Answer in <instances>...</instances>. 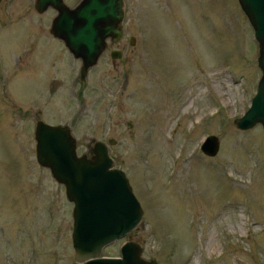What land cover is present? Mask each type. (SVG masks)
Instances as JSON below:
<instances>
[{
    "label": "rangeland",
    "instance_id": "obj_1",
    "mask_svg": "<svg viewBox=\"0 0 264 264\" xmlns=\"http://www.w3.org/2000/svg\"><path fill=\"white\" fill-rule=\"evenodd\" d=\"M34 2L0 0V264H77L73 203L37 162V119L70 124L78 155L115 140L143 216L101 256L133 240L158 264H264V130L234 125L261 76L239 2L124 0V37L109 47L123 56L105 50L84 80L49 32L56 11Z\"/></svg>",
    "mask_w": 264,
    "mask_h": 264
},
{
    "label": "water",
    "instance_id": "obj_2",
    "mask_svg": "<svg viewBox=\"0 0 264 264\" xmlns=\"http://www.w3.org/2000/svg\"><path fill=\"white\" fill-rule=\"evenodd\" d=\"M250 22L258 44L257 64L261 76L250 106L242 116L234 119L241 130L260 124L264 130V0H237ZM53 8L56 15L49 32L61 40L67 51L81 61L80 79L84 80L105 51L107 39L115 43L123 36V0H79L69 6L64 0H35L34 9L42 13ZM134 37L130 44L133 45ZM111 58H121L119 50L111 51ZM34 130L35 156L42 167L65 187L68 200L73 203L71 239L77 264H158L153 258L142 256L139 242L126 240L118 256H101V251L133 230L143 216L141 203L133 193L125 172L113 166L108 145L96 141L88 154H76V139L70 124H48L37 119ZM220 146L216 135H207L200 149L214 157Z\"/></svg>",
    "mask_w": 264,
    "mask_h": 264
},
{
    "label": "flooded vegetation",
    "instance_id": "obj_3",
    "mask_svg": "<svg viewBox=\"0 0 264 264\" xmlns=\"http://www.w3.org/2000/svg\"><path fill=\"white\" fill-rule=\"evenodd\" d=\"M125 10V9H124ZM124 16H125V14H124ZM124 20H125V17H124ZM124 20H123V26H124ZM123 26H121L122 28H123V36L122 37H120V40L124 37V30H125V27H123ZM53 36V35H52ZM54 37V36H53ZM56 38V37H55ZM58 39V38H57ZM120 40L118 41V42H116V43H119L120 42ZM130 40H131V37L129 38V43H130ZM60 41V40H59ZM116 43H113L111 40H110V38H108L107 39V46H106V48H105V50H107V49H109V47L110 46H113V45H116ZM64 45V44H63ZM65 46V45H64ZM112 50H119L120 51V53H121V56H123V51L121 50V49H113V48H110L109 49V51H110V55H111V51Z\"/></svg>",
    "mask_w": 264,
    "mask_h": 264
}]
</instances>
